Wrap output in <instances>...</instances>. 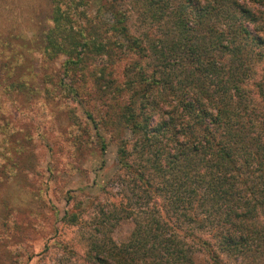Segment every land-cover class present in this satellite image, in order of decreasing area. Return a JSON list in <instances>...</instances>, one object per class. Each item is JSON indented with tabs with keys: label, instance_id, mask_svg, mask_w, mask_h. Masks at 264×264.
<instances>
[{
	"label": "trees",
	"instance_id": "16d2710c",
	"mask_svg": "<svg viewBox=\"0 0 264 264\" xmlns=\"http://www.w3.org/2000/svg\"><path fill=\"white\" fill-rule=\"evenodd\" d=\"M48 2L56 36L35 37L40 55L76 66L102 28L118 43L116 57H131L123 75L135 74L122 85L144 91L139 111L133 100L119 116L130 138L116 160L130 198L104 213L130 220L132 231L118 246L93 243L83 264H193L196 251L207 264H264V0H143L140 35L114 2L98 0L107 25L86 18L82 0ZM161 20L169 37L149 30ZM5 46L0 67L4 51L14 56ZM54 86L76 94L60 80Z\"/></svg>",
	"mask_w": 264,
	"mask_h": 264
},
{
	"label": "rangeland",
	"instance_id": "374dc122",
	"mask_svg": "<svg viewBox=\"0 0 264 264\" xmlns=\"http://www.w3.org/2000/svg\"><path fill=\"white\" fill-rule=\"evenodd\" d=\"M110 1L127 14L131 34L144 32L143 0ZM82 3L87 19L108 24V14H95L98 0ZM51 14L48 0H0V47L7 42L15 50L13 57L4 51L0 67V264H83L93 243L121 245L133 227L130 220L104 218L111 206L119 210L130 198L116 156L119 142L130 138L119 116L133 100L138 112L137 98L144 95L141 87L132 93L128 83L122 85L135 74L123 75L131 57H116L115 37L100 28L94 33L103 40L96 33L76 66L64 55L47 60L33 41L56 36ZM159 23L149 30L169 37L170 24ZM18 40L29 43L25 51ZM59 80L76 94L55 87ZM193 264H207L206 257L196 251Z\"/></svg>",
	"mask_w": 264,
	"mask_h": 264
}]
</instances>
